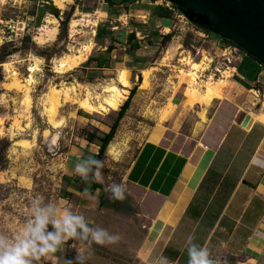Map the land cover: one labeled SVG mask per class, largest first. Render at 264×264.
Segmentation results:
<instances>
[{"label":"rangeland","instance_id":"obj_1","mask_svg":"<svg viewBox=\"0 0 264 264\" xmlns=\"http://www.w3.org/2000/svg\"><path fill=\"white\" fill-rule=\"evenodd\" d=\"M168 5L169 29L150 27L147 22L143 29L134 18H103V0H0V232L17 230L30 215L31 200L40 196L45 203L83 215L89 226L120 236L115 244L90 248L85 242L69 240L40 264H66L78 251L84 264H162L156 254L146 255L150 219L131 200L130 195L140 193L126 184L125 170L151 124L161 123L174 111L173 98L179 99L182 94L177 91H185L191 80L185 75L189 61L202 55L210 58L209 68L198 72L201 90L208 75L221 77L214 67L231 72L224 67L227 43ZM66 17V24L60 25ZM106 26L113 27V34L106 32L110 31ZM98 27L103 33L97 38ZM130 29L141 31L139 36L147 34L140 39L138 52L129 53L125 38ZM108 47L105 66L87 61L102 58ZM75 55L83 56L82 61L59 66ZM122 67L129 75L123 102L133 87L134 94L99 154L103 182L93 188L89 182L81 183L74 164L80 156L99 152V138L109 132L123 102L106 113H89L78 104L88 94L93 102L100 101L104 85H118L115 76ZM143 79L146 83L141 86ZM50 92L58 105L53 106ZM251 94L255 91L241 97L248 100ZM263 108L264 102L256 105L258 112ZM112 183L124 186L122 201L110 199L106 189ZM85 187L95 195L94 201L81 198Z\"/></svg>","mask_w":264,"mask_h":264},{"label":"crops","instance_id":"obj_2","mask_svg":"<svg viewBox=\"0 0 264 264\" xmlns=\"http://www.w3.org/2000/svg\"><path fill=\"white\" fill-rule=\"evenodd\" d=\"M103 1V18H134L143 29L146 22L170 27L169 17L153 15L156 5L167 7L161 0ZM111 28L106 26L108 34ZM129 32L134 33L125 38L129 53L131 44L138 46L132 53L138 52L147 34ZM230 69L221 97L209 105H189L179 89L174 111L151 124L125 170L126 184L140 193L131 200L150 219L146 255L187 264L191 235L216 264H264V121L256 110L264 102V66L241 50ZM245 115L249 119L242 126Z\"/></svg>","mask_w":264,"mask_h":264},{"label":"clouds","instance_id":"obj_3","mask_svg":"<svg viewBox=\"0 0 264 264\" xmlns=\"http://www.w3.org/2000/svg\"><path fill=\"white\" fill-rule=\"evenodd\" d=\"M252 163H257L254 159ZM103 162L94 155L80 156L74 164L73 172L87 182L91 180L102 183L101 168ZM107 191L110 199L122 201L125 188L122 184L112 183ZM81 198L94 201L95 195L85 187ZM85 242L90 248L92 244H115L119 235L110 234L106 229L91 227L85 217L56 203H45L43 198L36 196L31 200L30 215L26 221L11 234L0 232V264H40L42 258L55 253L62 244L69 240ZM187 264H216L206 246L194 242L189 235L186 240ZM162 264H168L166 257H161ZM66 264H84V255L78 251Z\"/></svg>","mask_w":264,"mask_h":264},{"label":"water","instance_id":"obj_4","mask_svg":"<svg viewBox=\"0 0 264 264\" xmlns=\"http://www.w3.org/2000/svg\"><path fill=\"white\" fill-rule=\"evenodd\" d=\"M188 20L231 41L264 66V0H166ZM249 117L245 115L241 125Z\"/></svg>","mask_w":264,"mask_h":264},{"label":"bare ground","instance_id":"obj_5","mask_svg":"<svg viewBox=\"0 0 264 264\" xmlns=\"http://www.w3.org/2000/svg\"><path fill=\"white\" fill-rule=\"evenodd\" d=\"M72 22H74V20H72ZM82 59H83V56L75 55L74 58H72L71 60L60 61L59 66L60 67L64 65H67L69 67L75 66L80 61H82ZM209 61H210V58L207 55H202V58L200 60L188 62L190 69L187 72H185V75L189 76L191 80L186 90L184 91L185 92L184 96L186 97V102L189 105H192L194 102H199V103H204L206 105L207 104L209 105L212 99L214 98L218 99L219 97H221L222 89L229 76V74H225L223 71H219L221 74V77L217 79H214L212 78L211 75H208L206 80L203 81V89L201 90L199 88L201 86H199L197 82L198 72L208 69L210 66L208 63ZM127 71L128 70H126L123 67L118 70L115 76V81L118 83V85L115 84V82H111L102 87V92L104 94L101 97L100 101H97L96 103L93 102V100H91L88 94V96H86L85 98H82L79 101V104H78L79 107L89 113L91 112L106 113L111 110H117L120 104L125 99L126 93L128 92L127 89H128V84H129V75ZM142 71H143L142 74H144L145 70H142ZM145 83H146V80L143 79V81L141 82V86L142 85L144 86ZM50 93L54 99L53 106H56L57 104V101L55 98L56 96L54 95L53 92H50ZM258 114H259L258 118L264 121V110L260 111Z\"/></svg>","mask_w":264,"mask_h":264},{"label":"trees","instance_id":"obj_6","mask_svg":"<svg viewBox=\"0 0 264 264\" xmlns=\"http://www.w3.org/2000/svg\"><path fill=\"white\" fill-rule=\"evenodd\" d=\"M106 1H107L109 4H114V2H113L112 0H106ZM123 1L125 2V1H135V0H123ZM172 6H173L174 8L177 9V7H176L175 5L172 4ZM70 9H71V11H72L73 6H72ZM52 13H53V12H52ZM170 14H171V9H169L168 7H165V6H163V5H156V6L153 8V15H154V16L168 18V17L170 16ZM67 19H68V17H66L64 20L60 21V25H65L66 22H67ZM202 29H203V28H202ZM203 30H205V29H203ZM205 31H206V32H209L208 30H205ZM99 35H100V28H97V30H96V35H95V36L98 37ZM129 37H130V38H133V37H134V33L130 34ZM221 39H223L226 43H232L231 41L226 40V39H224V38H221ZM137 48H138L137 45H133V44L130 45V50H131V51L136 50ZM109 50H110V48L108 47V48L105 50V56H103L102 58H98V57H90L87 61H90V60L92 61V60H93L94 62H96V66H97V67H99V66H101V67H102V66H105L106 63H107V61L109 60L108 56H106V54L109 53ZM134 89H135V88L133 87V88L130 90V92H129L127 98H126V100L122 103V105H121L119 111L117 112V116H116L117 118H116V120L114 121L113 125L110 126V130H109V132H108L107 134H105L104 137L99 138V142H100V143H99V152H98V153H92V154H90V155H94V157H95L96 159H99V154L103 151V149L105 148L106 144L108 143V141H109V139H110L112 133L114 132V128H115V123H116V121H117L120 117H122V115L124 114L125 109L128 107L129 101H130L132 95L134 94ZM83 182H85V181H83V180L81 179V183H83ZM87 182H89L90 185H91V187H93V188H98V187H99V185H98L96 182H93V181L91 180V177L89 178V180H88Z\"/></svg>","mask_w":264,"mask_h":264},{"label":"built area","instance_id":"obj_7","mask_svg":"<svg viewBox=\"0 0 264 264\" xmlns=\"http://www.w3.org/2000/svg\"><path fill=\"white\" fill-rule=\"evenodd\" d=\"M162 2H165V5H167V7L169 9H171V7H169V2L166 0H161ZM171 5V3H170ZM242 49H240L238 46H236L233 43H227L224 47H223V52H224V56H225V62H224V67L227 68L230 66V64L232 62H234L237 58V54L241 51ZM217 67V66H216ZM216 67H214L215 71L219 73V70L216 69ZM231 67V66H230ZM224 69V68H221ZM218 70V71H217Z\"/></svg>","mask_w":264,"mask_h":264}]
</instances>
